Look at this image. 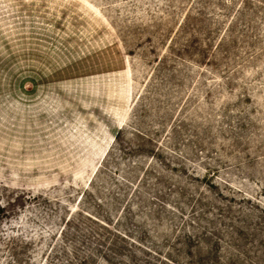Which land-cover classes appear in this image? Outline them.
I'll list each match as a JSON object with an SVG mask.
<instances>
[{
  "label": "rangeland",
  "instance_id": "1",
  "mask_svg": "<svg viewBox=\"0 0 264 264\" xmlns=\"http://www.w3.org/2000/svg\"><path fill=\"white\" fill-rule=\"evenodd\" d=\"M0 264H264V0H0Z\"/></svg>",
  "mask_w": 264,
  "mask_h": 264
}]
</instances>
